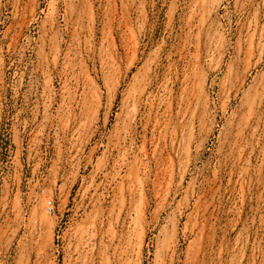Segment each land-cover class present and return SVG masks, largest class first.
<instances>
[{
  "label": "rangeland",
  "instance_id": "374dc122",
  "mask_svg": "<svg viewBox=\"0 0 264 264\" xmlns=\"http://www.w3.org/2000/svg\"><path fill=\"white\" fill-rule=\"evenodd\" d=\"M0 264H264V0H0Z\"/></svg>",
  "mask_w": 264,
  "mask_h": 264
}]
</instances>
